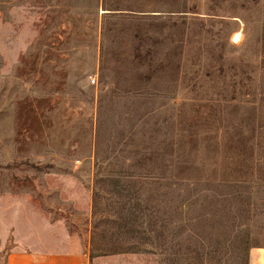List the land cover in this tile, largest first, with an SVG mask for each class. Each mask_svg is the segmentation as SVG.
<instances>
[{
	"label": "rangeland",
	"instance_id": "374dc122",
	"mask_svg": "<svg viewBox=\"0 0 264 264\" xmlns=\"http://www.w3.org/2000/svg\"><path fill=\"white\" fill-rule=\"evenodd\" d=\"M72 237L90 264L264 247V0H0V264Z\"/></svg>",
	"mask_w": 264,
	"mask_h": 264
},
{
	"label": "crops",
	"instance_id": "0c3cea01",
	"mask_svg": "<svg viewBox=\"0 0 264 264\" xmlns=\"http://www.w3.org/2000/svg\"><path fill=\"white\" fill-rule=\"evenodd\" d=\"M62 250H13L7 257V264H90L89 254L80 240L75 237ZM249 264H264V247L249 250Z\"/></svg>",
	"mask_w": 264,
	"mask_h": 264
},
{
	"label": "built area",
	"instance_id": "2783aa9c",
	"mask_svg": "<svg viewBox=\"0 0 264 264\" xmlns=\"http://www.w3.org/2000/svg\"><path fill=\"white\" fill-rule=\"evenodd\" d=\"M92 81L94 82V79H92Z\"/></svg>",
	"mask_w": 264,
	"mask_h": 264
}]
</instances>
